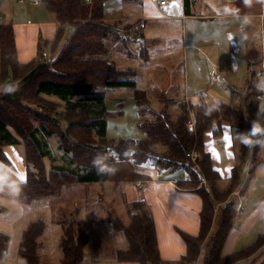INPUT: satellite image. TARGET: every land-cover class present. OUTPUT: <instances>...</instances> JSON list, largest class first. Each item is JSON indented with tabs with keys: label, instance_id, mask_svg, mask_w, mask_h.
<instances>
[{
	"label": "trees",
	"instance_id": "1",
	"mask_svg": "<svg viewBox=\"0 0 264 264\" xmlns=\"http://www.w3.org/2000/svg\"><path fill=\"white\" fill-rule=\"evenodd\" d=\"M42 2L58 21L55 38L49 42L52 48L63 37L66 28L74 26L69 41L49 60L44 59V48L39 42L34 59L21 64L17 58L13 23H0V160H9L2 149L3 144L23 142L28 172L26 179L19 183V202L30 203L41 197L59 195L69 179L80 183L108 181L113 173H98L92 164L98 154L107 156L106 162L116 168L114 153L126 165L128 156L125 155L135 144L136 149L132 154L141 163L154 158L155 146L161 143L166 146L168 155L165 163L175 166L184 163L183 167L192 174L181 183L192 188L199 186L196 191L202 198L199 233L191 235L181 230L179 232L187 247L182 257L183 263L195 264L198 261L206 239L209 245L203 264H237L258 253L264 247V232L258 234L251 244L226 257L222 255V247L234 218V207L228 201V195L240 183L246 161L245 151L232 168L228 188L221 191L218 187L221 176L213 168L210 154L204 151L203 146L207 130L216 136L223 132V121L229 122L234 133L249 130L254 121L264 127V107L260 108L263 94L261 76L251 72L242 95L241 91L233 88V98H243L242 103L220 101L218 106H212L205 102H183V110L171 117L167 97H162L164 105L161 109L149 108L147 91L137 87L136 81L128 78L134 70L120 69L112 61L106 39H122L123 44H126L128 38L119 37L112 24L104 22L102 0H92L90 3L86 0ZM184 4L187 8L188 0H184ZM146 49L142 46L140 50L144 57H147ZM6 86L16 90L5 93ZM114 86L135 88L134 99L142 116L138 125L145 133L143 138H108L105 89ZM146 112L154 114L153 117L145 118ZM190 112L195 119L193 131L187 128ZM53 136L57 137L58 147L70 163L54 164L47 173L44 159L49 157L53 161L49 142ZM193 147L201 149L203 153L202 159L198 161L201 168L199 173L193 172L185 160ZM117 177L132 181L136 175L125 177L118 173ZM204 179L208 181L209 187L202 183ZM217 202L221 203L218 210L215 209ZM126 211L128 222L116 214H110L114 228L128 240V247L117 251V261L163 264L147 204L137 199L126 205ZM214 221L217 227L212 234ZM83 225L84 220L75 216L63 220L61 264H80L83 261L88 242ZM43 229V221L37 220L30 221L23 230L19 254L25 264H40L38 239ZM8 237L6 232L0 231V263Z\"/></svg>",
	"mask_w": 264,
	"mask_h": 264
},
{
	"label": "rangeland",
	"instance_id": "2",
	"mask_svg": "<svg viewBox=\"0 0 264 264\" xmlns=\"http://www.w3.org/2000/svg\"><path fill=\"white\" fill-rule=\"evenodd\" d=\"M31 1L32 0H25V9H22L21 3L18 0L7 2L0 8L1 15L4 13L6 15L7 13L5 18L1 21L4 22L6 21V19H12L13 21L14 19V21L16 22H25L30 19L29 22L39 23L52 19L53 23H55L53 14L51 16L47 12L48 10H46L42 1L39 5L36 6L30 5ZM102 1L105 19H107L108 17L112 22H129L131 20L130 18L128 20L127 18H123V16L126 15H135L136 18H132L131 21H135L137 17H143V3L140 0ZM166 1L168 2V6L171 7L172 12H180L182 5L181 0ZM205 1L207 0H197V3H202ZM213 1L215 3L214 5H212L213 9L222 12L225 5L233 8H238L239 12L261 9V2L259 0H252L251 4H245L243 1L238 0H222L219 1L220 3H218V0ZM213 1L211 0V2ZM35 7L41 8V14L33 13ZM31 12L33 13V15H30ZM117 17H120L121 20ZM134 24L132 23V25H129V27L134 26ZM145 24L147 26H145L144 36H141L140 33L136 37H128L126 47H122V39L114 41L113 45L112 37L106 39L105 42L109 49V55L117 61L118 67L132 68L135 70V74L130 75L128 78H132L133 80H135L139 88H144L147 91L150 102L149 108L151 106L153 109L159 110L161 108V105H163L162 101L154 91L156 90V88H163L165 87V85L170 84L172 89L180 90L182 94L185 90L187 81H189V84L194 87L193 92L195 93L192 92V89L189 92V95H191L192 98L191 101L193 102L200 101L201 97L205 103H209L213 106H218L220 100L222 99L230 103L243 102V98L241 97L233 98L231 90H233L232 88H236L238 91H241L242 95L243 87L245 86L246 79L249 76V61L254 62L257 59V55H254V52H252L251 50V46H253L255 42H257L258 44L260 43V23L258 21L256 23L257 27H254L255 23H251V27L249 30L250 36H246V34H243L242 30L235 31V28L233 27L229 29L228 24H221V27H219L221 29V31H219L220 33H216L213 27H218L217 20L198 22V26L200 28L198 37L201 38L203 46L207 45L208 48H206V51L209 59L206 58V55H204L205 57L201 58H198L197 55H195L194 63L190 61L191 59L189 60L187 70L186 64L184 66L185 60L182 62L174 60V62L168 64L169 60L162 59L160 58V56L153 57L152 52L155 50L154 48H159L162 51H165L166 49H163L164 47H162L160 43H157L155 45L149 44L148 40L151 38V36L153 37L154 33H156L163 36L162 41H160H164L163 44L165 43V39L169 38L168 42L172 41L173 46L177 45L179 42H182L183 39L182 29H179L180 25L176 24L174 27L175 29L170 31L167 30V27L165 26V19H148ZM129 27H127V24L121 22V24H118V27H115L114 29L116 30V32L117 29H123L124 31H126ZM139 27L141 29L142 26L139 24ZM73 30L74 26H68L66 28L65 33L60 39L55 50H52L53 48L50 44H47L45 46V49L49 53L50 57L52 55H55L62 49ZM191 30L193 31L192 33L197 34L194 28H191ZM189 32L190 29L187 28L188 38H190ZM229 34H231V39H229ZM45 38V35L41 36V33L38 34L37 39L42 43L45 41ZM233 40H235L237 49H235L233 46ZM120 46L122 47V49H120ZM142 46L147 48L146 51L148 57H144L142 53L140 55V48ZM232 50L237 52L235 59L237 62H235L234 64L233 59L235 58V53H233ZM210 55L212 58L210 57ZM214 57L216 58V61L213 60ZM158 69L160 70L157 71ZM211 69H214L217 73L215 75L210 74L209 70ZM161 70L164 72H161ZM165 70L168 72V84L167 74L165 73ZM163 76L164 79H162ZM171 88L168 89L169 93ZM134 92V87L114 86L107 87L105 89V103L108 109L107 136L109 139L119 140L121 138H131L133 140H138L145 136V133L138 125L142 116L139 113V107L137 106L134 99ZM185 92L187 94L186 90ZM171 93L173 94V92ZM171 98H173L175 102H172ZM185 99L186 98H184L183 96L174 95L170 97V95H168L167 101H169L171 104V106L168 107V112L171 113V117H175L179 114V112L183 110L181 106H184L182 103L185 102L183 101ZM263 107L264 94L260 98V108L262 109ZM189 114L191 117L189 123H192L194 127V116L191 112ZM153 115L154 114H152L151 112H146L145 118H151L153 117ZM254 140L264 141V136H257L254 138ZM235 142L237 146L241 144L239 140H236ZM254 145L257 146V153L253 156H250L251 161L249 162L247 169H245V171H242L243 178L247 179L245 186L246 191L248 192L246 194L247 198L244 199V203L249 201L250 204H254L259 198H261V195L264 194V143H254L250 147L252 148ZM155 147V157L141 162V165L143 163L147 167L148 164L156 163L153 164L154 168H152L151 170L152 175H157L160 177L170 176L172 178H177L181 177L182 174L185 175L188 172V176H191L192 173H190V170H188V168L186 167H183L184 163L181 162L182 164H178L176 166L173 164L165 163L167 160L166 156H168L166 155L167 151L165 145L159 143V145ZM135 149L136 146L135 144H133L129 151H127L128 155H125L128 156L126 165L117 166L116 171L113 173V178H115L114 176L117 173H120L125 177L131 174L136 176L138 175L136 173H139V171L136 170V173H134L133 171L137 168V164H139L136 161V157L134 158L132 154ZM250 152L251 150L249 151V153ZM190 154L191 155L186 154L187 159L185 160H187V163L193 172L199 173L201 171V168L198 164V161L203 157L202 150L193 147L190 150ZM114 156L117 157V154L114 153ZM116 162L117 161H115V163ZM48 166L49 164L46 161L47 169ZM0 169L6 170L1 165ZM9 174H12L10 176L11 180L21 181L16 173ZM143 179H145L144 184L147 183L146 178ZM225 182L226 184H228L227 180H225ZM105 183H110V180L104 183H100L102 185L104 184V189L106 190ZM16 184L18 185V183ZM86 186H96V188L89 190L87 189V195H83L84 193L77 194V192H73L71 191V189H69L61 196L43 197L42 199L32 201L30 204L19 202L17 199L18 192L13 195L10 193L7 187H5L3 191H0V231H4L9 235L1 259L3 264H25V260L19 254V247L23 237V230L27 227V224L30 221L37 220H41L44 223L42 236L39 237L41 245L38 249L41 264H61L60 259H62V249H60V242L62 236V226L60 222L61 220H65V218H69L70 220L71 216L74 214V208L77 207V200L75 198L78 196L87 198L89 201L88 203L91 206L90 208V206L88 205L90 211L88 212L89 214L87 213L88 215L83 210V212L79 216H75L77 218L83 217V219L90 218L88 221H85L83 225V227L87 231L86 234H88V242L84 249V259L80 264H119L115 263L116 259H114L113 261V258H111V254L115 251L116 248H122L125 247V245L127 246L126 238L122 233H117V231L113 229V226L110 222H100V217L106 218L110 214H116L119 217H122L125 222H128L129 219L127 216L126 208H124L123 205L119 206L120 202L119 205H117L116 202L112 204L110 200H107L104 195L106 194V196L108 197L110 193H105L99 187V183H89ZM99 195L100 197H98ZM237 203L238 200L236 202V207H240L241 204ZM97 220L99 222H97ZM216 227L217 224L215 225L214 230ZM262 230L264 231V217L258 223V226H256V228H254L250 233L242 234L239 237V242L238 244H236L237 246L235 249L238 250L245 247L246 245L251 244L255 240L258 231ZM204 245L205 247H208V239L204 242L203 246ZM95 257L98 258V261H92V258ZM263 261L264 247L251 258L241 261L237 264H262ZM168 264L175 263L168 262Z\"/></svg>",
	"mask_w": 264,
	"mask_h": 264
},
{
	"label": "crops",
	"instance_id": "3",
	"mask_svg": "<svg viewBox=\"0 0 264 264\" xmlns=\"http://www.w3.org/2000/svg\"><path fill=\"white\" fill-rule=\"evenodd\" d=\"M9 1H14V0H0V8L6 4ZM21 3L22 9H25V0H18ZM42 1V0H41ZM143 3L142 6V18H138L135 21H131L132 18L135 17V15H126L123 16V18H127V20L130 18L131 20L129 22L127 21H121L127 25H132L134 24H139L142 26L141 27V36H144L145 33V26H147L145 23L148 19H153V20H160V19H165L166 24L165 26L167 27V30H174L175 25L179 24V29H182V42H179L177 45L173 46V42H168V39H165V43L163 44L162 41L163 36L161 34H153V37L151 36L149 40V44H157L160 43L163 49H166L165 51L160 50L159 48H154L155 50L152 52L153 57L160 56V58L169 60L168 64H171L174 62V60L178 62H184V66L186 64V70L188 69L189 65V60L194 63L195 55H197L198 58L205 57L206 55L209 59V56L207 54L206 48L207 45L202 44L201 38L198 37L200 33V28L198 26V22L200 21H218V27L214 26L213 29L217 33H220L221 29V24L226 25L228 24L229 29L231 27L235 28V31L242 30L243 34H246V36H250V27L251 23H255L254 27L257 23V21L260 23V43L258 44L257 42L254 43L253 46H251L252 52H254V55H257V59L252 62L249 61V76H251V72H255L258 75H262V72L264 71V3L261 2V9H255L251 11H243V12H238L236 15L232 14H225L222 11L219 10H214L212 5H214V1L211 2V0H207L205 2H198L197 0H188V7H185L184 0H181V9L180 12L174 13L171 10V7L168 6V2H165V5H159L160 0H140ZM218 0V3H220ZM240 1V0H238ZM243 1V0H241ZM41 3V2H40ZM40 3H34V0L31 1L30 5H39ZM216 3V4H218ZM41 7V6H40ZM41 8L35 7L34 12L35 14L39 13L41 14L40 11ZM47 10V9H46ZM171 10V11H170ZM51 16L52 12L47 11ZM104 12V11H103ZM31 12L30 15H33ZM7 15V13H6ZM5 13L0 14V21L5 18ZM104 15V13H103ZM139 15V14H138ZM136 15V16H138ZM118 16V13H117ZM53 17L55 19V23H53L52 19H49L47 21L43 22H29L30 19L27 21H19L16 22L12 21V19H6L4 23L6 22H11L13 23L14 30H15V40H16V48H17V58L19 62L22 63H28L32 59H34L36 52H38V46L39 41L38 34L41 33L42 35H45V41L42 43L43 45V50L46 51L45 46L49 44V42L53 41L56 35V30L58 28V21L53 14ZM113 17V16H112ZM247 17L249 19L248 24H243L244 18ZM118 19L121 20L120 17H117ZM136 18V17H135ZM117 19V20H118ZM168 20V21H167ZM171 20V21H169ZM200 20V21H199ZM104 21L108 24H112L113 29L115 27H118V24H121V22L114 21L112 22L111 19L107 17L105 19L104 16ZM2 22V21H1ZM0 22V23H1ZM138 22V23H137ZM134 24V25H135ZM187 28L190 29V38L187 37ZM191 28H194L197 32L192 33L193 31ZM209 28V27H208ZM207 28V29H208ZM129 33V34H128ZM118 34V33H117ZM194 34V35H193ZM139 35V34H138ZM136 35V36H138ZM128 38V37H135V34L132 35L130 32H125L122 38ZM204 39V38H202ZM60 41V40H59ZM58 41V43H59ZM113 41V40H112ZM233 46L235 49L236 43L235 40L232 41ZM54 47L52 50H55L57 48V45ZM114 41L112 42L113 45ZM126 44H122V47H126ZM120 46V49H122ZM175 47V49H174ZM189 49V51H188ZM141 50V48H140ZM233 53H235V58L233 59V64L237 62L236 55L237 52L232 50ZM47 52V51H46ZM182 52V54H181ZM218 52V50H217ZM181 54V57H180ZM57 54L53 55L56 56ZM141 55V51H140ZM146 55V54H145ZM253 55V56H254ZM234 56V55H233ZM111 57V56H110ZM148 57V54H147ZM211 57V55H210ZM52 58V56H49V53L47 52V58L45 59L46 61ZM151 58V56H150ZM212 58V57H211ZM112 61L115 63L117 66V61L111 57ZM149 59V58H148ZM44 60V61H45ZM173 60V61H172ZM213 60L216 61V58L214 57ZM212 60V61H213ZM237 66V65H236ZM118 67V66H117ZM120 68V67H118ZM232 68V67H231ZM120 69H132V68H120ZM237 69V67H236ZM1 70V69H0ZM134 70V69H132ZM158 69L157 71H159ZM212 70V69H211ZM210 71V70H209ZM217 71V70H216ZM161 72H164L161 70ZM194 72V70H193ZM165 73L167 74V84L169 82L168 78V72L165 70ZM217 73V72H216ZM135 74V70L133 75ZM10 75V74H9ZM165 76V75H164ZM164 76L162 79H164ZM188 77V76H187ZM9 79V77H8ZM248 79V78H247ZM246 79V80H247ZM262 79V84H264V77H261ZM173 80V78H172ZM187 81V80H186ZM261 84V85H262ZM138 87V86H137ZM246 87V82L245 86L243 87V90ZM171 88V85H165L163 88H156L155 93L156 95L160 98L163 104L162 97H167L168 95L171 96H183L186 98L183 101H187L188 103H198V102H204L202 97L200 98V101H191V95H189V92L193 88L190 84L189 81L186 82L185 90L187 91V94L184 90V92L181 94L180 90H175V89H170V93L168 92V89ZM233 89V88H232ZM237 90L236 88H234ZM263 94H264V88H262ZM173 92V94L171 93ZM232 92V90H231ZM243 92V91H242ZM195 93V92H193ZM262 94V95H263ZM52 99H56L55 97H51ZM50 98V99H51ZM172 102H175L173 98ZM220 101H224L223 99ZM220 103V102H219ZM209 104V103H207ZM164 105V104H163ZM161 105V108L163 107ZM210 105V104H209ZM169 107L171 104L169 103ZM213 106V105H212ZM151 107V106H150ZM152 108V107H151ZM160 108V109H161ZM153 109V108H152ZM222 128L223 132L220 135H213L212 131L207 130L204 138V151L208 152L210 154L211 159V164L213 168L217 171V173L220 174L221 178L218 183V187L220 188L221 191H225L230 183V176H231V171L233 166L238 162V157H240L244 151L246 154V161L243 167V171L247 169L249 162L251 161L250 156L255 155L257 153V146H253L252 148L250 146H245L243 144H240L237 146L235 143L237 133L232 132L231 126L229 122L223 121L222 123ZM225 136L230 137V144L225 140ZM50 142V147L52 150V156H53V161L49 157H45L44 159V164H45V171L49 173L51 171L52 165H63L67 164L69 162L67 156H64V153L62 150L59 149V143L57 137L53 136L49 138ZM2 149L4 153L6 154V157L9 159L7 162L1 161L0 160V165L4 167L6 170L10 169V173H16L18 176L21 174L25 177L27 176L28 172V166L25 160V154H24V145L23 142L17 143V144H10L6 143L2 145ZM251 150V154L249 151ZM255 151V152H254ZM213 152L219 154V160L215 159L213 156ZM228 152H231L232 155L229 156L227 155ZM118 159V160H116ZM114 162H116L117 166H122L125 165V162L121 161L118 157H113ZM46 161L48 162L49 166L48 169L46 168ZM70 163V162H69ZM153 164H148V167L145 166L143 163L137 164V168L134 171L136 173V170L139 171L138 174L134 180H121L118 179L117 175L118 173L114 176L116 178H110V183H105L106 190L104 189V184H100L102 182H92V183H99V187L106 193H110V197L104 195V197L107 198V200H110V202L113 204L114 202L117 203V205L122 206L126 208L127 204H130L134 202L137 199L143 200L148 208L149 212L152 215L153 222H154V228H155V234H156V240H157V248L159 250L160 257L163 260V264H168L171 262H174L175 264H184L182 257H184V254L186 253V244L184 239L182 238L181 234L179 233L180 230L184 231L188 234L191 235H196L199 233L200 229V211L202 208V198L201 195L196 191V189L199 187H188L186 185H183L184 183H181V181H185L189 176L188 172L184 175L182 174L181 177L177 178H172V177H160L157 175H152L151 170L153 167ZM117 169V167H116ZM225 169H231V171H225ZM2 170V169H0ZM25 172V175H24ZM10 176L12 174H9ZM188 176V177H187ZM143 178H146V182L144 184ZM181 178V179H180ZM24 179V180H25ZM23 180V181H24ZM71 180V181H70ZM108 180V181H109ZM225 180L228 181V184H226ZM16 183H19L21 181H16ZM246 181L247 179L243 178V172H242V177L240 180L239 185H237L233 191L228 195V201H231L233 207H234V218L232 220V225L231 228L228 232V235L226 237V240L223 244L222 247V255L226 257V255L231 254L234 252L236 249V244H238L239 237L242 234L245 233H250L256 226H258V223L262 220L264 217V194L261 195V198H259L254 204H250L249 201L246 203L244 199L247 198L246 194L248 193L246 191ZM106 182V181H105ZM113 182V184H112ZM104 183V182H103ZM139 183V184H138ZM202 183L206 185V187H209L208 181L203 180ZM89 183H80L77 182L73 179H69L68 183H65L62 186V191L60 192L59 195H51V196H45V197H58L63 195L67 190L71 189L73 192H77V194L84 193L83 195H87V189H94L95 187H90L86 186ZM98 189V188H97ZM109 189V191H108ZM97 191V190H96ZM93 194V193H91ZM120 196V197H119ZM100 197V195L98 196ZM38 198V199H42ZM17 199H18V194H17ZM77 200V207L74 208V214L72 216H79L83 210L87 214L89 211V201L87 198L78 196L75 198ZM104 199V198H103ZM37 200V199H35ZM234 200V201H233ZM238 200L237 204H241L240 207H236V202ZM19 201V200H18ZM34 201V200H33ZM98 202V201H97ZM100 202V201H99ZM31 203V202H30ZM28 203V204H30ZM244 203V204H243ZM89 205V206H88ZM92 205V204H91ZM94 206V204H93ZM101 206V205H100ZM99 206V207H100ZM221 207V203L217 202L215 205V209L218 210ZM91 208V206H90ZM127 212V211H126ZM89 214V213H88ZM87 214V215H88ZM128 216V213H127ZM110 215L107 216L106 218H101L100 217V222L108 221L112 224V221L110 220ZM83 219V217H79ZM90 218L86 219L84 218V222L88 221ZM129 219V217H128ZM63 220H61V226H62ZM97 222H99L97 220ZM216 225V221L213 222L212 225V232L213 228ZM117 233H122L121 231H118L114 228ZM264 232L258 231V234ZM123 234V233H122ZM124 235V234H123ZM125 236V235H124ZM256 236V238H257ZM62 238V236H61ZM126 238V236H125ZM255 238V240H256ZM207 240V239H206ZM254 240V241H255ZM39 241V239H38ZM126 243L127 246L125 247H118L115 249V251L111 254V258L115 260V263L119 264H140L139 262H120L117 261V251L119 249H126L128 247V240L126 238ZM40 242V241H39ZM41 245V243H40ZM247 246V245H246ZM61 247V246H60ZM40 248V246H39ZM38 248V249H39ZM61 249V248H60ZM207 247L202 246L201 247V253L200 256L198 257V261L195 264H203L204 261V256L206 253ZM39 253V252H38ZM40 257V254H39ZM92 261H98V258H92ZM117 261V262H116ZM60 262H62V259H60ZM1 263L3 264L2 260ZM0 263V264H1ZM41 264V260H40Z\"/></svg>",
	"mask_w": 264,
	"mask_h": 264
},
{
	"label": "clouds",
	"instance_id": "4",
	"mask_svg": "<svg viewBox=\"0 0 264 264\" xmlns=\"http://www.w3.org/2000/svg\"><path fill=\"white\" fill-rule=\"evenodd\" d=\"M245 4H251L252 0H243ZM264 3V0H261ZM223 12L225 14L236 15L239 12L238 8L229 7L227 5L224 6ZM250 21L247 17L244 18L243 24H248ZM231 34H229V39H231ZM261 88H264V84L260 85ZM16 89L12 86H6L4 89L5 93L14 92ZM264 136V127L261 126L259 122L254 121L250 127V129L245 131H239L236 139L245 146H252L254 143H264V141L254 140V137ZM107 156L97 155L92 164L96 167L98 173H114L116 168L107 162ZM10 169L0 170V191H3L5 187H7L11 194H16L19 191V187L14 180H11L9 173Z\"/></svg>",
	"mask_w": 264,
	"mask_h": 264
},
{
	"label": "built area",
	"instance_id": "5",
	"mask_svg": "<svg viewBox=\"0 0 264 264\" xmlns=\"http://www.w3.org/2000/svg\"><path fill=\"white\" fill-rule=\"evenodd\" d=\"M21 1V0H20ZM86 1H88L89 3H90V1L91 0H86ZM41 2V0H34V3H40ZM165 2H166V0H160L159 1V5H165ZM130 32V33H132V35L133 34H140L141 33V29H140V27L138 26V24H135L134 26H130L129 28H127V30L126 31H124L123 29H117V32H118V36L119 37H123V35H124V33L125 32ZM43 57L46 59L47 58V52L46 51H43ZM209 73L210 74H213V75H215L216 74V72H215V70L214 69H212V70H210L209 71ZM261 77H264V71L262 72V75H261ZM188 128H189V130H192L193 131V125H192V123H189L188 124ZM248 130H246L245 132H247ZM255 138V137H254ZM253 138V139H254ZM187 155H191L190 153H187ZM192 157V156H191ZM139 184V183H138Z\"/></svg>",
	"mask_w": 264,
	"mask_h": 264
},
{
	"label": "snow or ice",
	"instance_id": "6",
	"mask_svg": "<svg viewBox=\"0 0 264 264\" xmlns=\"http://www.w3.org/2000/svg\"><path fill=\"white\" fill-rule=\"evenodd\" d=\"M225 140L230 144V137L225 136ZM227 155L231 156L232 153H231V152H228ZM213 156H214V158L217 159V160H219V158H220V157H219V154H217V153H215V152H213ZM217 171H219V169H217ZM225 171H229V172H230L231 169H225ZM19 178H20L21 181H23V180L25 179V177H24L22 174L19 176Z\"/></svg>",
	"mask_w": 264,
	"mask_h": 264
}]
</instances>
